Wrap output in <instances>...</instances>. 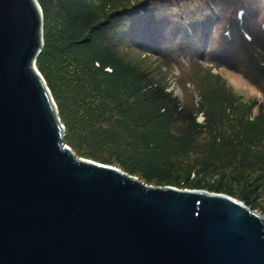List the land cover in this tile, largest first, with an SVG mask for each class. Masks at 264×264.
Segmentation results:
<instances>
[{"label": "water", "instance_id": "1", "mask_svg": "<svg viewBox=\"0 0 264 264\" xmlns=\"http://www.w3.org/2000/svg\"><path fill=\"white\" fill-rule=\"evenodd\" d=\"M38 0H0V264H264V218L78 158L36 66Z\"/></svg>", "mask_w": 264, "mask_h": 264}, {"label": "rangeland", "instance_id": "2", "mask_svg": "<svg viewBox=\"0 0 264 264\" xmlns=\"http://www.w3.org/2000/svg\"><path fill=\"white\" fill-rule=\"evenodd\" d=\"M38 1L41 5V0ZM62 1L64 2V0ZM242 1L245 0H166L168 7L164 9L160 16L149 10L146 4H144V0H88V5L96 13V16L92 17L89 16L91 15L89 9L84 12L79 8L83 13L79 11L81 18L80 20L77 19L78 27L82 25V28L75 29L78 36L74 39L78 42V50L83 55H86L85 53H88L91 49L89 43L91 46L98 44L95 41L98 39V33H100V36L103 35L104 45L109 47V51L101 53V56L108 61L106 69L111 70L110 68L113 67L117 71V77L128 80V88L134 91L137 90L141 96L136 95L135 99L129 98L133 106L132 108L134 110L140 109L137 114V122L134 121L133 114L125 110H115L121 119L129 121L131 124L129 130L128 127L125 129L121 126V129H124L125 132L127 131V133L123 132V135L129 136L130 132H134L131 128H136L135 131L138 130L149 134L152 140L158 143L160 147L158 148L160 151L158 149L154 151L148 150L147 155L144 154L141 157H137V155L132 156L130 146L126 147L125 145L126 136L122 137L115 134L114 140L116 141L115 143H118L116 146L120 150L116 154H110L111 149L109 148L114 146L113 144L107 148V144L99 138H95V140L89 138V144L86 146L80 144V147L84 146L88 152L94 153L98 157L92 160L114 166L148 186L171 187L179 190H202L228 195L243 202L252 212L258 213L264 218V154L260 159L256 156H250L247 160H244L246 164L239 165L237 163L242 159L244 153L242 149H238L240 151L238 153L236 151L237 147L214 150L213 132L218 130L215 127L206 125L207 115L206 111L199 105L200 98L196 90L197 87L189 81L179 66L173 69L174 73L179 70V76H174V73L167 76L165 74L166 68H162L157 56H148L143 54V50H141V47H144V45L148 49L158 48L162 50L167 42H170L169 44L174 46H181L179 44L180 38H178V33H174L176 25L181 21L180 30H182L185 27L183 22L186 19L190 20V18H193L197 24H200L205 17H211L210 14L214 10H217L223 14V17L222 20L220 18L213 19L216 20V23L214 22L212 42L209 51L205 54V61L208 64L211 63V66L212 63H220L221 51L218 48L215 49V46L222 34L223 28L221 23L229 18L230 15H227L229 10H231V14L236 12L235 5ZM56 2L60 1L55 0L54 3ZM64 3L58 6V13L63 11V14H67L70 12V10L63 9L66 6ZM49 14L52 19L49 23L44 22L43 28L45 45V27L49 29L50 37L48 36L49 38L47 39H51V42H53L54 30L52 29L56 26L53 9L49 10ZM237 15L240 17L241 11ZM177 16L178 18L175 19ZM89 17L90 21L86 22ZM66 28L68 27L65 26ZM183 45H186V43H183ZM187 59L189 58H185L184 60L189 65ZM238 66L242 70L227 64H223L220 68L212 66V75L216 78L218 76L220 79L212 80L208 78L206 83L210 87L213 86L212 89L224 86L226 89L231 90V100L234 101V104L241 105L243 108L244 106H248L245 110L250 111H244V115L247 119H250L253 108H258L259 114L264 112V103H244L240 97L233 94V89L237 91L247 89L250 83L261 87L262 76L260 74V78L256 76V81H252L250 77L246 76L247 72L253 71L252 61L242 62ZM241 71L244 73L243 76L237 74ZM189 72V68H187L185 73L189 74ZM208 73L211 75L210 72ZM50 74L53 77L55 76V72H50ZM239 79H241L243 84L239 82ZM169 87H171L172 91L166 90ZM58 90H60L59 86ZM220 96L218 94V100L210 101L212 106L221 108L227 106L225 103L227 98L222 96L220 98ZM134 100L135 102H133ZM107 102L109 104L112 103L110 101ZM181 102H183V105H194L195 108L192 110V108L187 107V110H182ZM62 103L65 102L62 101ZM56 105L58 107L57 102ZM243 108L241 110H244ZM94 111L98 113V110ZM58 112L60 116L59 108ZM87 112L88 114H95L92 111ZM110 114L107 113L106 116ZM226 115L228 116V114ZM201 117H203L202 122ZM226 119L224 117L222 120L223 127L221 126L224 135L225 133L229 134L230 129L234 126ZM148 121L150 123L149 126L147 124ZM236 127L234 126V128ZM67 135L68 132L65 129L66 138H68ZM71 137L76 136H73L72 133ZM114 140L111 137L108 139V142ZM65 144L68 145L67 143ZM68 146L72 149L70 145ZM155 148L157 147L155 146ZM72 150L78 158H85L78 154L77 150ZM228 150L229 154H227ZM251 150L249 155H256V149ZM153 152L157 157L153 155ZM230 155L237 162H230V158L228 157ZM106 159H109L110 162L104 163L103 161H106ZM262 161L263 167L260 166ZM128 168L135 169L137 172L131 174Z\"/></svg>", "mask_w": 264, "mask_h": 264}, {"label": "trees", "instance_id": "3", "mask_svg": "<svg viewBox=\"0 0 264 264\" xmlns=\"http://www.w3.org/2000/svg\"><path fill=\"white\" fill-rule=\"evenodd\" d=\"M54 1L55 0H41L44 22L49 23L51 21L52 18L49 14V10L53 9L54 23L56 22V26L52 29L54 30L53 42H51V39H47L50 37L48 32L49 29L45 27L44 36L46 45L44 44L42 52L36 62V66L42 73L47 85L51 89L54 99L58 103L61 120L68 132V138L65 137L64 143H67L72 149L77 150L78 154L88 159L98 158L94 153L88 152V150L84 148V146L89 144V138L92 140L99 138L102 142L107 144V148L113 144L114 146L109 148L111 149L110 154H116V152L120 150V148L116 146L118 143H115L116 141L114 140L116 135L122 137L126 136L125 145L126 147L130 146V153L131 155L133 154L132 156L137 155V157H141L144 154L147 155L148 150L154 151L160 148L159 144L154 142L149 134H145V132L138 130L135 131L136 128H131L134 132H130L131 134L129 136L123 135L127 133V131L125 132L124 129H121V126L125 129L128 127L129 130L131 124L129 121L121 119L115 110H125L133 114L134 121L137 122V114L140 109L134 110L129 98L135 99L136 95H140L137 90L134 91L128 88V80L117 77V71L113 67H109L111 70L106 69L108 61L101 56V53L109 51V47L104 45L103 35L100 36V33H98V39L95 40L98 44L91 46L89 43L91 49L88 53H85L86 55H83L82 52L78 50V42L74 39L78 36L75 29L82 28V25L78 27L77 19L80 20V12L83 13L79 8L84 12L89 9L91 14L89 15L90 17L96 16L91 6L88 5V0H64L65 3L62 0L56 3H54ZM61 3L66 4L63 8L64 10H70V12L73 13L68 12L67 14H63V11L58 13L57 8ZM238 7H246L247 12L243 11V17L239 20L236 18L237 12L234 14L232 13L229 18L225 19V22L221 23L223 29L220 39L218 40L220 45L217 43L215 46V49L218 48L221 51V58H219L220 63H212V66L220 68L223 64H227L242 70L238 65L248 60L252 61V70L254 72H247L246 76H248V78L250 77L252 81H256V76L260 78L261 75L262 83L259 82L261 83L260 88L264 89V66H261L257 62V59L251 55V44L253 42L259 43V37L254 41L253 35H250L246 30L257 26L255 19L257 8L254 3H245V1L235 5V9ZM210 16L211 17H205L200 24H197L193 18H190V20L186 19V21L183 22L185 27L182 30H180L181 21L176 25V31H174V33H178V38H180L179 44L181 46H174L169 44L170 42H167L168 44L165 43L162 50L158 48L148 49L145 45L141 47V50H143V54L148 56H157L162 68H166L165 74L167 76L174 73L173 69L175 67L179 66L181 68L183 74L188 77L189 81L195 85V87H197L196 90L200 98L199 105L206 111L207 115L206 125L215 127V129L218 130L213 132V149L222 150L224 148L237 147V153L240 152L238 149H242L244 152L242 159L240 158L241 160L237 163L242 165L246 164L244 160H247L248 157L256 156L260 159L264 154V112H261L254 119H247L244 115V111H250L245 110L248 106H244L243 108L241 105L234 104V101L231 100V90L226 89L224 86H221L222 88L215 87V89H212L213 86L210 87L209 84L206 83L208 78L212 80L220 79L218 76L217 79L212 75L213 73L211 72L213 67L210 65L211 63H206L205 54L209 51L212 42L214 33L213 27L216 23V20L213 19L220 18V20H222L223 14L220 11L214 10ZM90 17L86 22L90 21ZM177 18L178 16L175 19ZM65 26L68 28L65 29ZM69 28L71 29L69 30ZM103 32L105 34L104 30ZM226 32L228 35H226ZM246 34L250 36L251 39H248ZM183 43H186V45H183ZM246 45H248L247 50ZM185 58H189L187 59L189 65L186 64ZM187 68H189V74L185 73ZM47 69L52 73L55 72V76L53 77ZM208 72H210L211 75H209ZM58 86L60 90H58ZM218 94L227 98L225 102L227 104L226 107H214L210 103V101L218 100ZM221 96L220 98H222ZM62 101L65 103H62ZM107 101L112 103L109 104ZM133 102H135V100ZM187 107L190 109L192 108V110L195 108L194 105L190 106L189 104H184L182 110H187ZM242 108L244 110H241ZM94 110H98V113ZM87 111H92L95 114H88ZM107 113L111 114L106 116ZM226 114H228V116L230 114V116L228 117ZM220 115H222V117H220ZM224 117H226V120L232 125L237 126L236 128L233 126L230 129V133H225V135L222 132V120ZM147 124L149 126V121ZM72 133L73 136L75 135L76 137L72 138ZM111 137H113L114 141L108 142V139ZM80 144L84 146L80 147ZM155 146L157 148H155ZM87 147L89 148V146ZM251 149H256V155H249ZM227 154H229V150ZM153 155L156 156L155 153ZM234 155L236 156V154ZM165 157H167V155H165ZM228 157L230 158V162H237L232 155ZM103 162L107 163L110 161L106 159V161ZM162 164L164 163L162 162ZM260 166L263 167V161L260 163ZM128 169H130L131 174L137 172L135 169Z\"/></svg>", "mask_w": 264, "mask_h": 264}, {"label": "clouds", "instance_id": "4", "mask_svg": "<svg viewBox=\"0 0 264 264\" xmlns=\"http://www.w3.org/2000/svg\"><path fill=\"white\" fill-rule=\"evenodd\" d=\"M254 3L257 8V15H256V25L250 29H246L250 35H253L254 41L257 37H259V43L253 42L251 44V55L257 59V62L264 66V0H245V3ZM144 4L148 7L149 10L153 11L157 16L162 15L165 8L168 7L166 0H144ZM240 11L247 12L246 7H238L236 12L239 13ZM227 15H231V10L227 13ZM237 20H239V16L237 15ZM248 49V45H246V50ZM235 70V69H233ZM238 75L243 76L244 73L238 72ZM174 76H179V70H177ZM229 87H231L229 85ZM167 91H172L171 87L166 89ZM233 94L240 97L242 102L252 104L255 102L256 104L264 103V89H261L256 84H249V87L244 90L237 91L233 89ZM181 106H183V102H181ZM259 115L258 108H253L252 119L255 116ZM203 117H201V122Z\"/></svg>", "mask_w": 264, "mask_h": 264}, {"label": "bare ground", "instance_id": "5", "mask_svg": "<svg viewBox=\"0 0 264 264\" xmlns=\"http://www.w3.org/2000/svg\"><path fill=\"white\" fill-rule=\"evenodd\" d=\"M232 78H233V77H232ZM235 80H236V79H235ZM234 82H236V81H234ZM239 82H241V84H243V82L241 81V79H239ZM239 82H238V83H239ZM239 84H240V83H239Z\"/></svg>", "mask_w": 264, "mask_h": 264}]
</instances>
